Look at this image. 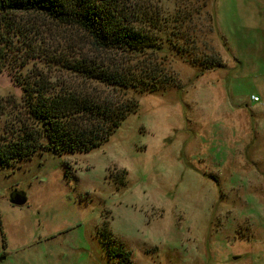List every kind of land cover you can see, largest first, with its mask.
Listing matches in <instances>:
<instances>
[{
  "label": "rangeland",
  "instance_id": "rangeland-1",
  "mask_svg": "<svg viewBox=\"0 0 264 264\" xmlns=\"http://www.w3.org/2000/svg\"><path fill=\"white\" fill-rule=\"evenodd\" d=\"M136 1L170 21L162 48L140 56L99 51L76 26L21 21L37 27V53L150 64L171 76L167 88L117 91L44 55L26 60L17 38L0 55V133L25 112L19 80L138 104L89 152L47 150L0 167V248L11 239L25 264H112L110 254L114 264H264V0ZM183 7L194 13L186 24L174 20ZM175 31L197 34V48L184 53ZM207 57L222 66L197 75ZM14 191L24 205L10 201Z\"/></svg>",
  "mask_w": 264,
  "mask_h": 264
},
{
  "label": "trees",
  "instance_id": "trees-1",
  "mask_svg": "<svg viewBox=\"0 0 264 264\" xmlns=\"http://www.w3.org/2000/svg\"><path fill=\"white\" fill-rule=\"evenodd\" d=\"M26 15L76 26L89 35L92 45L99 51L140 56L162 48L168 34L160 35L159 31H166L170 21L161 13L149 14L136 0H0V55L6 60L17 38L23 42L18 50H23L21 56L26 60L44 55L45 59L55 60L61 68L85 80L104 83L117 91L135 89L152 93L171 85V76L150 64L136 67L124 61L107 62L106 58L54 59L55 56L46 52L37 53L34 34L39 33L31 30V26L32 29L36 27L34 24L30 29L22 26L21 19ZM193 15L183 7L178 9L174 20L186 24L193 20ZM212 26L216 28V24ZM173 35L186 41L181 47L184 53L197 48V34L184 32L183 38L180 31H175ZM221 66L222 62L215 57H207L198 65L197 75ZM18 82L24 89L25 112L17 123L0 133V167L18 166L20 161L47 150L60 156L89 152L108 141L122 121L138 110L135 102L124 103L113 97L94 95L73 85H59L58 88V84L46 83L43 78ZM65 171L71 178L68 166ZM103 226L100 235L110 247L112 239L108 238L107 222ZM114 253L120 256L127 252L119 248ZM110 255L114 264L113 255ZM125 261L121 264H129Z\"/></svg>",
  "mask_w": 264,
  "mask_h": 264
},
{
  "label": "crops",
  "instance_id": "crops-1",
  "mask_svg": "<svg viewBox=\"0 0 264 264\" xmlns=\"http://www.w3.org/2000/svg\"><path fill=\"white\" fill-rule=\"evenodd\" d=\"M12 193H18L17 197H20L21 195H25L18 191H14ZM3 237H4L3 248L2 249L0 248V264H25V262L23 261L22 255H19L20 250L16 253V255L14 254V252H11L10 249H8L11 239H8L7 241L6 236H3Z\"/></svg>",
  "mask_w": 264,
  "mask_h": 264
},
{
  "label": "water",
  "instance_id": "water-1",
  "mask_svg": "<svg viewBox=\"0 0 264 264\" xmlns=\"http://www.w3.org/2000/svg\"><path fill=\"white\" fill-rule=\"evenodd\" d=\"M11 202L15 205L21 206L27 202V198L25 195H21L20 197L13 195L11 196Z\"/></svg>",
  "mask_w": 264,
  "mask_h": 264
},
{
  "label": "built area",
  "instance_id": "built-area-1",
  "mask_svg": "<svg viewBox=\"0 0 264 264\" xmlns=\"http://www.w3.org/2000/svg\"><path fill=\"white\" fill-rule=\"evenodd\" d=\"M253 99L254 100H258L259 98L257 96H253Z\"/></svg>",
  "mask_w": 264,
  "mask_h": 264
},
{
  "label": "flooded vegetation",
  "instance_id": "flooded-vegetation-1",
  "mask_svg": "<svg viewBox=\"0 0 264 264\" xmlns=\"http://www.w3.org/2000/svg\"><path fill=\"white\" fill-rule=\"evenodd\" d=\"M13 195H14V196H18V193H12V195H11V196H13Z\"/></svg>",
  "mask_w": 264,
  "mask_h": 264
}]
</instances>
